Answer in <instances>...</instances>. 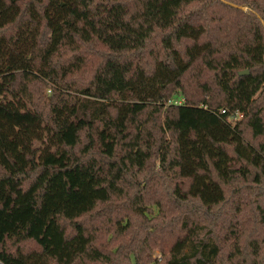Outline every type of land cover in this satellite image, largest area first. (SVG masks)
Segmentation results:
<instances>
[{"label": "trees", "instance_id": "trees-1", "mask_svg": "<svg viewBox=\"0 0 264 264\" xmlns=\"http://www.w3.org/2000/svg\"><path fill=\"white\" fill-rule=\"evenodd\" d=\"M242 36L264 0H0V264H264Z\"/></svg>", "mask_w": 264, "mask_h": 264}, {"label": "rangeland", "instance_id": "rangeland-1", "mask_svg": "<svg viewBox=\"0 0 264 264\" xmlns=\"http://www.w3.org/2000/svg\"><path fill=\"white\" fill-rule=\"evenodd\" d=\"M237 44H238L237 46L239 49L246 52V54L252 57L254 60L260 61V62L264 61V44L261 42L259 36H254L253 38H250L248 36H242ZM228 63L231 66L235 67V69H238L239 71L247 69V66L249 65L247 62H240L234 59ZM227 77L229 78V76H226L222 79V84L225 88H227L226 86ZM248 81L255 82V85L257 86V92L260 90V88L264 84L263 76L243 79L240 82L239 88L237 89L227 88L229 90V95L232 96L231 102H235L243 96L246 90L245 84ZM238 115L240 116V114ZM154 256L156 258L155 264H165L164 260L161 258L160 254L157 251H154Z\"/></svg>", "mask_w": 264, "mask_h": 264}, {"label": "water", "instance_id": "water-1", "mask_svg": "<svg viewBox=\"0 0 264 264\" xmlns=\"http://www.w3.org/2000/svg\"><path fill=\"white\" fill-rule=\"evenodd\" d=\"M233 6L236 7V5H233ZM239 8H241V7H239ZM238 74L239 75H246V74H248V70L247 69L241 70L238 72Z\"/></svg>", "mask_w": 264, "mask_h": 264}, {"label": "built area", "instance_id": "built-area-1", "mask_svg": "<svg viewBox=\"0 0 264 264\" xmlns=\"http://www.w3.org/2000/svg\"><path fill=\"white\" fill-rule=\"evenodd\" d=\"M224 111H225V110L222 109V110H221V113H224Z\"/></svg>", "mask_w": 264, "mask_h": 264}]
</instances>
